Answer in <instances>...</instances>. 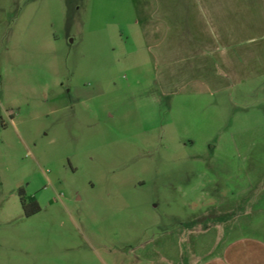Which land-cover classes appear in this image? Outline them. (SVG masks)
<instances>
[{"label":"rangeland","instance_id":"obj_1","mask_svg":"<svg viewBox=\"0 0 264 264\" xmlns=\"http://www.w3.org/2000/svg\"><path fill=\"white\" fill-rule=\"evenodd\" d=\"M125 1L0 0V264H264V82L158 95Z\"/></svg>","mask_w":264,"mask_h":264},{"label":"crops","instance_id":"obj_2","mask_svg":"<svg viewBox=\"0 0 264 264\" xmlns=\"http://www.w3.org/2000/svg\"><path fill=\"white\" fill-rule=\"evenodd\" d=\"M125 2L122 56L147 59L158 95L216 97L264 82V0Z\"/></svg>","mask_w":264,"mask_h":264},{"label":"trees","instance_id":"obj_3","mask_svg":"<svg viewBox=\"0 0 264 264\" xmlns=\"http://www.w3.org/2000/svg\"><path fill=\"white\" fill-rule=\"evenodd\" d=\"M17 193L21 209L25 216L32 215L39 211L40 206L34 196L25 195L22 188H18Z\"/></svg>","mask_w":264,"mask_h":264}]
</instances>
